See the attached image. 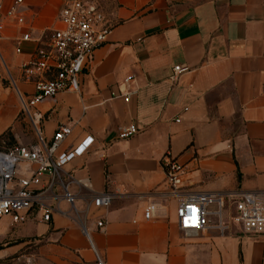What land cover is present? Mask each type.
Wrapping results in <instances>:
<instances>
[{"label": "crops", "instance_id": "1", "mask_svg": "<svg viewBox=\"0 0 264 264\" xmlns=\"http://www.w3.org/2000/svg\"><path fill=\"white\" fill-rule=\"evenodd\" d=\"M66 1L22 0L17 8L25 22L5 27L0 133L9 129L22 144L48 141L69 122L62 148L88 134L93 142L63 168L74 203L50 198L41 183L39 203L52 204L49 220L37 212L12 228L2 216V238L41 236L67 256L62 264H96L95 251L107 264H264V234H246L231 221L222 227L223 210L201 229H180L161 165L166 151L176 157L186 190L264 195V0H98L106 39L80 74L79 89L44 98L34 108L42 118L33 123L2 67L18 76L19 63L58 24ZM13 2L0 0L4 7ZM23 31L31 38L21 40ZM176 64L187 68L173 80ZM129 123L138 131L117 138ZM105 188L113 197L103 209L92 196ZM150 202L155 214L145 218ZM217 206L213 201L209 209Z\"/></svg>", "mask_w": 264, "mask_h": 264}, {"label": "built area", "instance_id": "2", "mask_svg": "<svg viewBox=\"0 0 264 264\" xmlns=\"http://www.w3.org/2000/svg\"><path fill=\"white\" fill-rule=\"evenodd\" d=\"M22 0H14L9 7L0 3V39L5 27L14 21L18 25L25 22L24 15L17 5ZM58 24L45 29L43 35L36 38V46L30 56L18 65V76L11 77L12 86L17 94L21 111L34 123L42 115L34 108L44 98L52 97L61 91L79 89V76L88 65L95 47L100 45L109 31L102 4L98 0H67L58 11ZM31 38L29 31H23L20 39ZM187 68L186 65H173L171 79H177ZM131 75L126 76V80ZM23 81L30 88L20 87L17 81ZM128 99V94H125ZM38 133V128L35 125ZM72 124L61 122L55 128L51 138L28 144L0 142V217L6 216L12 225L26 221L31 215L40 212L43 220H49L52 204L39 203L38 185L43 183L44 191L50 198L65 199L73 204L75 194L64 178V165L73 158L83 155L93 142L91 134L83 136L75 145L62 148L64 139L71 133ZM138 131L134 123L121 126L117 138H126ZM161 165L169 193L177 198L175 208L176 222L182 230L201 229L209 223L213 212L225 213L227 226L235 220L246 234H264V195L255 192L236 190L223 195L211 196L206 191H190L181 185L183 165L176 157L166 151L161 157ZM47 175L45 180L43 176ZM113 193L105 188L92 196V203L106 209ZM215 201L217 208L209 209ZM38 204V206H36ZM155 204L147 203L143 210L145 218L153 217ZM103 219H97L101 226ZM96 264H107L95 251Z\"/></svg>", "mask_w": 264, "mask_h": 264}, {"label": "rangeland", "instance_id": "3", "mask_svg": "<svg viewBox=\"0 0 264 264\" xmlns=\"http://www.w3.org/2000/svg\"><path fill=\"white\" fill-rule=\"evenodd\" d=\"M2 69L5 76L4 80L12 86L10 77L12 74L8 73L7 70L6 73L4 67ZM0 142L3 145L15 143L9 129L0 133ZM231 222L238 225L234 219ZM15 225H11L12 228L20 224ZM20 238L6 236L2 238L0 235V264H62L60 258L67 257L58 248L47 246L46 240L41 239V236H24V240L16 242V239Z\"/></svg>", "mask_w": 264, "mask_h": 264}, {"label": "trees", "instance_id": "4", "mask_svg": "<svg viewBox=\"0 0 264 264\" xmlns=\"http://www.w3.org/2000/svg\"><path fill=\"white\" fill-rule=\"evenodd\" d=\"M24 239H25L24 237H21L20 239H16V242L22 241Z\"/></svg>", "mask_w": 264, "mask_h": 264}]
</instances>
